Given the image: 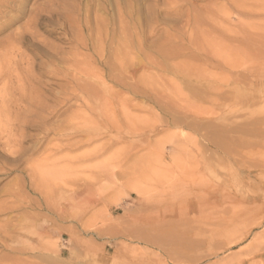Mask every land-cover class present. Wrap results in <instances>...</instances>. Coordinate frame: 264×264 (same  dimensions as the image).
<instances>
[{
    "label": "rangeland",
    "instance_id": "374dc122",
    "mask_svg": "<svg viewBox=\"0 0 264 264\" xmlns=\"http://www.w3.org/2000/svg\"><path fill=\"white\" fill-rule=\"evenodd\" d=\"M0 5V264H264V0Z\"/></svg>",
    "mask_w": 264,
    "mask_h": 264
},
{
    "label": "bare ground",
    "instance_id": "6f19581e",
    "mask_svg": "<svg viewBox=\"0 0 264 264\" xmlns=\"http://www.w3.org/2000/svg\"><path fill=\"white\" fill-rule=\"evenodd\" d=\"M191 1H197V0H191ZM2 2H3V0H2ZM2 2L0 1V3L3 4V3L6 2V0H5V2H3V3H2ZM169 2H170V1H169ZM173 2H174V1H173ZM184 2H185V1H184ZM174 3H175V2H174ZM172 4H173V3H172ZM185 4H186V3H185ZM189 4H190V3H189ZM0 6H1V5H0ZM189 6H190V5H188V7H189ZM161 8H162V7H161ZM176 8H177V7H176ZM163 9H164V8H163ZM177 9H178V8H177ZM177 9H176V10H177ZM198 9H201V11L203 12L204 15H205V13H207V14H212L211 11L209 10V7H208V6H203V8L199 7ZM176 10H175V11H176ZM186 11H188V9H187ZM186 11H185V12H186ZM198 11H199V10H198ZM209 11H210V12H209ZM189 12H190V11H189ZM208 12H209V13H208ZM176 15H178V14H176ZM176 15H175V16H176ZM213 15H214V14H212V16H213ZM205 16H207V15H205ZM187 17H188V16H187ZM182 18H183V17H182ZM205 18H206V17H205ZM184 19H185V18H184ZM199 20H200V19H199ZM206 20H207V19H206ZM206 20H205V21H206ZM208 20H210V18H208ZM216 21H217V20H216ZM183 22H184V21H183ZM221 22H222V21H221ZM221 22H220V23H221ZM184 23H185V22H184ZM187 23H188V22H187ZM196 23H197V22H196ZM185 24H186V23H185ZM197 24H198V23H197ZM215 24H216V23H215ZM200 31H201V32L204 31L203 33L205 34V30H200ZM206 31H207V30H206ZM201 32H200V33H201ZM203 33H201V34H203ZM97 34H98V33H97ZM99 35H100V34H99ZM202 36H203V35H202ZM210 36L213 37L212 35H210ZM198 37H199V36H198ZM205 37H206V36H205ZM193 39H194V38H193ZM214 39H215V38L213 37L212 40H214ZM216 39H219V38H216ZM216 39H215V40H216ZM206 40H207V39H206ZM212 40H211V41H212ZM193 41H194V40H193ZM90 91H91V90H90Z\"/></svg>",
    "mask_w": 264,
    "mask_h": 264
}]
</instances>
